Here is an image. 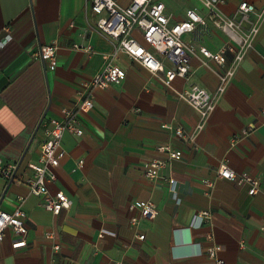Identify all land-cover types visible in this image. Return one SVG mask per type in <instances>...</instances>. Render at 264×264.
Masks as SVG:
<instances>
[{
	"label": "crops",
	"instance_id": "obj_1",
	"mask_svg": "<svg viewBox=\"0 0 264 264\" xmlns=\"http://www.w3.org/2000/svg\"><path fill=\"white\" fill-rule=\"evenodd\" d=\"M162 1L174 21L184 19L189 7L205 18L206 24L183 35L186 41L213 51L228 41L201 0ZM213 1L218 12L232 18L242 1L259 11L264 4ZM96 19L88 0H0V39L6 28L12 35L0 46V156L19 163L14 180L0 176V209L24 208L29 226L28 244L20 248L13 247L7 231L0 264H216L207 248L217 244L223 264H264V14L253 47L194 139L189 135L199 114L176 90L192 84L215 90L220 65L202 66L194 59L189 78L176 77L171 88L118 51L114 61L124 77L95 90L93 107L79 115L83 133L64 134L65 155L48 183L51 193L63 190L71 205L54 214L45 208L43 195L30 191L29 163L38 159L46 122L80 103L81 92L106 63L104 54L114 49L113 40L92 29ZM134 34L142 40L138 30ZM54 40L58 51L52 66L42 61L39 49ZM160 144L182 157L168 158ZM155 157L166 164L150 178L147 170ZM223 164L259 177V191L251 195L247 184L219 177ZM169 177L179 183L176 194ZM145 201L156 204L155 217H142L130 207ZM204 209L211 211V220L198 224ZM51 230L58 251L46 237Z\"/></svg>",
	"mask_w": 264,
	"mask_h": 264
},
{
	"label": "built area",
	"instance_id": "obj_2",
	"mask_svg": "<svg viewBox=\"0 0 264 264\" xmlns=\"http://www.w3.org/2000/svg\"><path fill=\"white\" fill-rule=\"evenodd\" d=\"M201 1L209 10V17L213 23L227 35L228 41L216 51L205 45L183 39V35L194 31L198 24H206L205 18L195 7L187 8L184 19L174 21L171 14L166 11V5L162 0H131L127 5L121 4L118 0H88V10L97 15L92 29L101 31L113 40L114 49L110 54H104L106 63L92 76L86 88L81 92L80 103L73 108L64 109L61 119L50 118L45 124L46 137L41 143L38 159L29 163L32 175L27 179L30 191L44 196L45 208L58 214L62 208H68L72 203L63 190L51 193L48 183L56 179L53 168L60 164L65 155L62 148L64 134L66 132L77 135L83 133L79 115L81 111L93 107L95 90L105 89L113 83L120 82L124 77V69L114 61V56L118 51L126 52L171 88H173L172 81L176 77L189 78L194 59L202 66H209L211 62L220 65L221 69L217 72L218 83L215 90L210 91L198 84H192L187 89L176 90L177 95L191 104L199 114V120L190 133V138L194 139L204 129L218 100L225 93L234 77L241 60L254 45L255 37L259 31L258 21L264 14V4L259 11L253 3L248 1L240 3L239 10L243 13L242 18L251 22L250 27L245 28L234 18L218 12L213 0ZM252 14H254L253 17ZM135 29L139 31L142 40L134 34ZM5 31V36L0 39V46H4L12 39L10 30L6 28ZM75 47L81 46L75 44ZM84 49L91 50L90 47H84ZM57 51L58 43L54 40L40 46L39 56L44 63L54 66L57 63ZM228 54L232 56L230 61ZM262 113L264 114V107ZM249 129L251 128L245 129L244 133H248ZM176 131L182 133L181 128H177ZM158 149L166 152L170 159L182 157L178 150L169 145L160 144ZM82 164L83 159H80L78 166ZM165 164V159L153 158L150 161L147 175L150 178L157 177L159 169ZM18 169L17 161H5L0 156V176L6 180H14ZM217 175L238 184H247L248 192L251 195L259 191L260 178L250 172L238 173L223 164L218 169ZM168 181L174 185L171 190L176 194L179 191V183L172 177H169ZM204 182L208 186L213 185V181L210 179H205ZM130 207L138 209L140 216L145 218H153L158 212L153 201L134 202L130 204ZM27 219V212L22 207L11 211L0 209V243L7 231H10L13 236L12 245L14 248L27 246L29 234ZM210 220L211 211L208 209L201 210L197 215L198 224ZM136 221L137 217H132V222ZM46 237L54 240L53 250L58 251L60 243L55 239V232L52 230L46 232ZM138 237L145 239V233H140ZM220 249L221 246L218 244L207 248V254L215 260L216 264L224 263V260L218 256Z\"/></svg>",
	"mask_w": 264,
	"mask_h": 264
},
{
	"label": "water",
	"instance_id": "obj_3",
	"mask_svg": "<svg viewBox=\"0 0 264 264\" xmlns=\"http://www.w3.org/2000/svg\"><path fill=\"white\" fill-rule=\"evenodd\" d=\"M242 17H243V13L240 11V12L235 16L234 19H235L236 21L240 22L241 25H242L243 27H245V28H249L250 25H251V22L248 21V20H246V19H243Z\"/></svg>",
	"mask_w": 264,
	"mask_h": 264
}]
</instances>
